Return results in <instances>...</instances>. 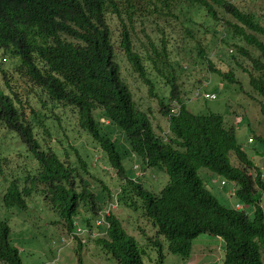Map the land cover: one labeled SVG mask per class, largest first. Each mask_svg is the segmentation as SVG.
Instances as JSON below:
<instances>
[{
  "label": "trees",
  "instance_id": "16d2710c",
  "mask_svg": "<svg viewBox=\"0 0 264 264\" xmlns=\"http://www.w3.org/2000/svg\"><path fill=\"white\" fill-rule=\"evenodd\" d=\"M200 17L206 23L196 39ZM186 39L195 40V56ZM210 53L244 71L253 99L264 100L262 12L229 0H0V128L14 134V147L0 150V263L24 264L6 211H26L35 193L57 214L51 223L72 234L77 264H85L80 252L94 244L116 264H145L149 250L156 259L148 264H162L164 249L186 259L201 234L223 242L220 264H263L264 173L238 143L227 114L192 112L185 101L191 92L177 82L187 73L198 89L196 76L206 79L204 70L238 82L232 68L221 73L212 66ZM140 86L167 122L160 134L135 98ZM252 139L264 147L262 137ZM95 152L103 162L98 166ZM125 160L162 171L167 183L155 190L143 173L127 176ZM199 169L231 182L239 207L220 203ZM110 172L120 182L115 195L104 181ZM113 200L141 208L152 229L145 243L114 212L103 211ZM77 214L83 225L77 220L76 226ZM94 217L102 222L95 227Z\"/></svg>",
  "mask_w": 264,
  "mask_h": 264
},
{
  "label": "rangeland",
  "instance_id": "374dc122",
  "mask_svg": "<svg viewBox=\"0 0 264 264\" xmlns=\"http://www.w3.org/2000/svg\"><path fill=\"white\" fill-rule=\"evenodd\" d=\"M234 1L239 6H244L245 9H251L257 13H264V0H231ZM231 16H227L229 18ZM197 24L193 26V31L196 35V39L200 37L203 29L202 23H206L204 19L198 18ZM212 23H208V28L212 29ZM216 27V24H214ZM112 28H116V24H112ZM139 30V28H138ZM156 36V34H154ZM195 40L186 39V48L187 52L192 49V54L195 56L198 52V47L194 43ZM250 50L253 49L250 47ZM176 53H180V46L177 45L174 47ZM211 52V50H209ZM119 54V53H118ZM215 64L222 69L227 67L221 65L219 59H215ZM232 71L235 79L241 81L240 83H224L222 82L219 85L216 81L209 82L208 85H205L204 81L201 79V75L198 74L196 79L200 81L203 85L198 88L200 93L207 91H213L217 93V98L215 100L204 99L203 97H196L194 95L190 96L189 100L186 102L187 107L194 113H207L209 111L221 113L225 116L227 114L226 120L230 124H234L236 139L244 149L246 150L248 156L252 161L259 167L264 173V147H261V143L252 139L253 135L260 136L264 139V100L260 97L253 99L255 96L251 92V87L247 85V77L245 74L236 66H232ZM205 73V70L203 71ZM132 82V85L139 86V81L128 78ZM193 77L187 73H182L180 79H177V82L180 86H184V90L187 94L192 92L194 89L191 86ZM216 79V78H213ZM244 82V83H243ZM162 83L163 80H160V83H157L158 90L157 93L161 95L162 92ZM244 88L246 92H240V88ZM135 89V87H133ZM146 87L140 86V91L135 94V98L138 103H141L143 109L148 108L150 110L149 114L153 117L152 124L155 128V131L160 134L162 128L166 127V120L158 113V105L154 99H151L147 96ZM195 91V90H194ZM239 92V93H238ZM251 95H249V93ZM8 93V92H7ZM164 94V90H163ZM146 112H148L146 110ZM0 134H4L11 141L5 142V140L0 136V150L6 148L9 144L14 147V134L12 132L1 130ZM251 137L252 141L248 143V139ZM258 149V151H256ZM99 153L95 152L92 155V163L94 166H98L103 162L99 161ZM6 159L10 160L14 157V154L5 156ZM229 160L231 165L237 166L238 161L235 155L230 152ZM96 159V160H94ZM98 160V161H97ZM138 161L130 160L124 161V167L126 172L129 175L137 176L140 173V168H138ZM107 167L105 164L103 168ZM143 172V182L151 184L155 190L160 189L167 183V177L162 171L158 170H142ZM100 173V177H101ZM111 176L105 178L104 181L109 183L112 188L113 194L117 190V186L120 184L119 180L115 178L114 173L110 172ZM209 172L206 169H199L198 175L204 181L206 187L211 191V193L219 200L220 203L229 207H239V202L232 196V198L227 197V199L218 192V184L211 182ZM213 175V174H211ZM151 176V177H150ZM219 181L217 175H213ZM264 178V174H263ZM231 182H228L225 186H222L223 189H229ZM95 185V184H94ZM100 185V184H98ZM34 196L32 202L28 205L26 211L11 209L6 211V218L9 226L12 231L10 233V240L13 245L18 246L19 250L22 252V259L24 264H77V244L73 240H69L67 234H63L59 229V226L53 225L51 221L57 217V214L50 208L49 205L43 203L42 198L39 196ZM107 201V200H106ZM114 203V202H113ZM108 204V203H107ZM260 204L264 210V195L260 196ZM122 222L123 227L127 232L133 235L140 243H145L148 235L152 233L150 225L140 217L141 208L137 211L123 207L116 206L111 209ZM15 216V217H14ZM78 223L83 225L85 222L82 215L77 214L76 216ZM99 217H94L92 223L95 227L96 220ZM142 229V231H141ZM81 234L84 236L87 234L86 231H82ZM146 234V235H145ZM61 238H64L62 241ZM88 239L86 240V242ZM91 243L88 242L87 245ZM222 245L218 238L209 235L201 234L199 235L192 244V253L190 258L184 259L183 257L168 253L164 249V259L162 264H220V258H222ZM165 247V242H164ZM80 255L85 264H116V261L101 247L94 244V246H86L80 252ZM153 261L156 259V252L151 250L147 251V256H144V263L146 259ZM149 261V260H148ZM262 262L264 264V257H262ZM3 264V263H0Z\"/></svg>",
  "mask_w": 264,
  "mask_h": 264
},
{
  "label": "clouds",
  "instance_id": "9594fccd",
  "mask_svg": "<svg viewBox=\"0 0 264 264\" xmlns=\"http://www.w3.org/2000/svg\"><path fill=\"white\" fill-rule=\"evenodd\" d=\"M229 1H231V0H229ZM231 3H235L234 1H231ZM201 18V17H200ZM205 21V20H204ZM196 23H198L197 22V20H196ZM194 26V25H193ZM212 29H214V27H213V25H212ZM227 52L228 53H232L233 52V48L230 46L228 49H227ZM209 57L210 58H212V60H213V62H211V64H212V66L214 67V68H216V69H218L221 73H225L228 69H230V68H232V66H235L234 64H231V66H228L222 59V63H221V65H224V66H226L227 68L226 69H222L221 67H219V66H217L216 64H215V59H218V58H216V57H214L211 53L209 54ZM208 66V65H207ZM206 66V67H207ZM64 68V67H63ZM63 68H62V70H63ZM240 69V68H239ZM243 73L245 74V76H246V73L243 71ZM203 75H204V77L206 78V79H203V81L205 82V83H207V84H205V85H208V83L213 79V78H216V79H214V81H216L217 82V84L220 86V84L223 82L224 83V85L226 84V83H229L228 82V80H222V75H220V74H215V75H212L210 72H206L205 71V73H203ZM247 77V76H246ZM237 80V79H236ZM238 81V80H237ZM203 82V83H204ZM239 83H240V85H242V83H241V81H238ZM203 83L200 85V87L203 85ZM244 83V82H243ZM200 87H198V88H200ZM241 88H242V86H241ZM243 90H244V88H242ZM195 90V91H194ZM192 92H191V94L189 95V96H186V97H188V98H190V96H192V95H194V96H196V97H203L204 99H208V100H215L216 98H217V93H215V92H213V91H207V92H204V93H200L199 92V90L198 89H194ZM189 99H187V98H185V101L187 102ZM173 104V106H172V108H171V112L172 113H175V111H176V104L173 102L172 103ZM187 104V103H186ZM35 111H37V109H38V105H36L34 108H33ZM233 126H235L234 124H232ZM252 141V139H251V137H249V139H248V143H250ZM250 144H252V143H250ZM99 156V155H98ZM95 160V159H94ZM98 161V160H97ZM136 166H138V168H140V165L138 164V165H136ZM141 173H143L142 171H141V168H140V173H138V174H141ZM218 178H219V181H217V178H215L214 176H210V179H211V182H213V183H217L218 184V187H217V189H218V192L220 193V190L222 191L223 190V187L222 186H225L227 183L225 182V180H223V179H221L219 176H218ZM231 187H233L232 185H231ZM229 188V189H226V195L227 196H229V198H232V196H233V194H234V189H232V188ZM117 191H115V193H116ZM113 195H115V194H113ZM226 199H227V197H225ZM114 202V203H113ZM117 206V204H116V201L115 200H113L112 202H109L106 206H104V209H103V211H112L111 209L112 208H114V207H116ZM98 221V220H97ZM97 221H96V223H97ZM75 222H76V226H77V218H75Z\"/></svg>",
  "mask_w": 264,
  "mask_h": 264
},
{
  "label": "bare ground",
  "instance_id": "6f19581e",
  "mask_svg": "<svg viewBox=\"0 0 264 264\" xmlns=\"http://www.w3.org/2000/svg\"><path fill=\"white\" fill-rule=\"evenodd\" d=\"M7 130V129H6ZM8 131V130H7ZM105 212H108V211H105ZM102 222L100 220L97 221V224H101ZM68 235V238L69 240L71 241L72 240V234H67ZM61 240L63 241L64 238H61Z\"/></svg>",
  "mask_w": 264,
  "mask_h": 264
},
{
  "label": "crops",
  "instance_id": "0c3cea01",
  "mask_svg": "<svg viewBox=\"0 0 264 264\" xmlns=\"http://www.w3.org/2000/svg\"><path fill=\"white\" fill-rule=\"evenodd\" d=\"M221 194L225 197V196H227L226 195V189H223L222 191H221Z\"/></svg>",
  "mask_w": 264,
  "mask_h": 264
},
{
  "label": "water",
  "instance_id": "95a60500",
  "mask_svg": "<svg viewBox=\"0 0 264 264\" xmlns=\"http://www.w3.org/2000/svg\"><path fill=\"white\" fill-rule=\"evenodd\" d=\"M1 130H5V129H3V128H0V131H1Z\"/></svg>",
  "mask_w": 264,
  "mask_h": 264
}]
</instances>
